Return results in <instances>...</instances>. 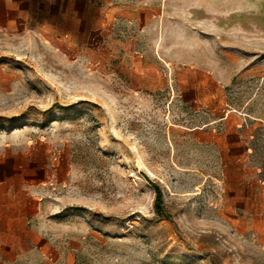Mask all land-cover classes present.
Returning a JSON list of instances; mask_svg holds the SVG:
<instances>
[{"label": "rangeland", "instance_id": "374dc122", "mask_svg": "<svg viewBox=\"0 0 264 264\" xmlns=\"http://www.w3.org/2000/svg\"><path fill=\"white\" fill-rule=\"evenodd\" d=\"M12 169L40 264H264V0H0Z\"/></svg>", "mask_w": 264, "mask_h": 264}, {"label": "crops", "instance_id": "0c3cea01", "mask_svg": "<svg viewBox=\"0 0 264 264\" xmlns=\"http://www.w3.org/2000/svg\"><path fill=\"white\" fill-rule=\"evenodd\" d=\"M137 16L135 11L128 15L134 19ZM140 73L142 77H148L147 72ZM20 177L22 183L31 181L25 172ZM16 179L17 174L12 169V215L7 218L0 217V236L8 238L0 239V250L2 245H7V250H12V257L0 253V264H40L39 257L28 252L48 246V235L53 226L46 222L42 213L44 202L34 200L32 196L22 192L24 190L16 185ZM18 191L21 193L17 194Z\"/></svg>", "mask_w": 264, "mask_h": 264}, {"label": "bare ground", "instance_id": "6f19581e", "mask_svg": "<svg viewBox=\"0 0 264 264\" xmlns=\"http://www.w3.org/2000/svg\"><path fill=\"white\" fill-rule=\"evenodd\" d=\"M152 173V172H151Z\"/></svg>", "mask_w": 264, "mask_h": 264}]
</instances>
